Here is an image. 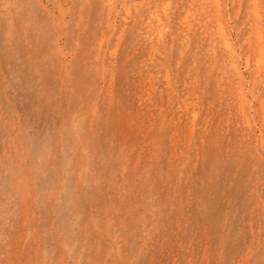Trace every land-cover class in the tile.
Here are the masks:
<instances>
[{"label":"rangeland","instance_id":"obj_1","mask_svg":"<svg viewBox=\"0 0 264 264\" xmlns=\"http://www.w3.org/2000/svg\"><path fill=\"white\" fill-rule=\"evenodd\" d=\"M0 264H264V0H0Z\"/></svg>","mask_w":264,"mask_h":264}]
</instances>
